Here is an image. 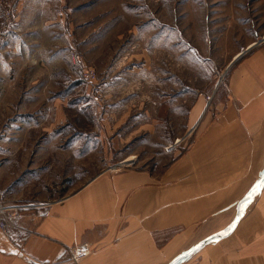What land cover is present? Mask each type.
<instances>
[{
	"label": "crops",
	"instance_id": "obj_1",
	"mask_svg": "<svg viewBox=\"0 0 264 264\" xmlns=\"http://www.w3.org/2000/svg\"><path fill=\"white\" fill-rule=\"evenodd\" d=\"M17 1L20 14L30 10L40 16L46 6V0ZM19 22L0 46V80H4L0 90L5 96L24 94L20 83L36 70L23 68L46 63L40 37H27V25ZM236 25L229 28L235 30ZM45 29L42 25L40 33ZM86 29L76 31L71 44L86 64L95 65L96 59L104 61V49L90 39L77 41L79 33H90ZM57 37L56 42L49 41V48L55 49L56 43V51L48 63H60V33ZM253 43L248 38L234 53L224 87L211 106L205 108L201 99L192 106L186 126L188 130L195 126L196 135L187 150L168 152L161 170L156 165L112 170L136 156L122 159L136 134L125 140L108 139L103 127L100 157L118 163L70 190L67 197L25 214L9 238L0 234V264H72L69 249L84 243L92 252L80 264H169L211 238L215 239L180 264H264V186L254 195L264 178V43L256 47ZM33 80L35 85L39 79ZM16 125L6 127L0 121V144L19 145L9 158L25 162L21 172L32 162L61 158L60 146H55L61 145L60 138L42 136L53 133V125L31 126L34 137L23 133L7 137L4 131L20 129ZM8 168L0 163V177L7 175ZM51 190L48 193L67 192L66 186ZM28 192L8 199L31 202Z\"/></svg>",
	"mask_w": 264,
	"mask_h": 264
},
{
	"label": "rangeland",
	"instance_id": "obj_2",
	"mask_svg": "<svg viewBox=\"0 0 264 264\" xmlns=\"http://www.w3.org/2000/svg\"><path fill=\"white\" fill-rule=\"evenodd\" d=\"M17 3L0 0V46L20 21L27 25V37H40L45 45L46 63L23 68L36 71L20 83L21 96H5L0 90V121L6 127L12 123L20 127H8L7 137L22 133L34 137L31 126L53 125V133L42 136L60 138L61 145L55 146H60L61 158L32 162L21 172L25 162L9 158L19 145L0 144V163L9 167L7 175L0 177V194L10 200L21 192L27 196L28 190L31 202L62 199L115 166L118 160L100 157L103 127L108 139L125 140L136 134L122 158L136 155L138 162L132 169L156 165L161 170L169 155L166 147L189 131L192 106L201 99L206 108L208 97L215 100L234 53L248 38L254 45L264 37V0H46L40 16L30 10L18 13ZM42 25L45 33H40ZM235 25V30L229 28ZM84 27L90 33H79L77 41L90 39L104 49V61L96 59L95 65L86 64L71 44L76 31ZM57 29L60 63H48L56 51V43L55 49L49 48V41L59 39ZM87 69L97 73L95 82L84 79ZM34 77L39 79L35 85ZM74 138L82 140L71 143ZM64 186L66 193H48Z\"/></svg>",
	"mask_w": 264,
	"mask_h": 264
},
{
	"label": "built area",
	"instance_id": "obj_3",
	"mask_svg": "<svg viewBox=\"0 0 264 264\" xmlns=\"http://www.w3.org/2000/svg\"><path fill=\"white\" fill-rule=\"evenodd\" d=\"M264 42V37L263 41ZM260 44H263V43ZM255 43L253 46L260 45ZM84 79L88 82H95L97 79V73L95 70L87 69L84 72ZM209 103L207 107L212 104V97H208ZM196 132V127L191 128L182 138H178L173 144L166 147V151L171 153L174 151H184L189 148L192 144V138ZM138 159L136 156L130 157L120 162L117 166L113 167L112 170L131 169L137 165ZM45 203L40 202H13L10 201L7 196L0 194V234L5 237H10V231L15 228V224L25 214L33 211H41L46 208ZM91 248L89 244L84 243L79 246L69 249V260L72 264H80V261L91 254Z\"/></svg>",
	"mask_w": 264,
	"mask_h": 264
},
{
	"label": "water",
	"instance_id": "obj_4",
	"mask_svg": "<svg viewBox=\"0 0 264 264\" xmlns=\"http://www.w3.org/2000/svg\"><path fill=\"white\" fill-rule=\"evenodd\" d=\"M264 186V178L261 182V186L260 188L254 193L257 194L261 188ZM238 221V220H237ZM215 238H211L209 240L204 241L203 243L197 245L196 247L192 248L191 250L177 256L176 258H174L169 264H180L181 262L187 260L188 258H190L192 255H194L198 250H200L202 247H204L205 245H207L208 243L212 242Z\"/></svg>",
	"mask_w": 264,
	"mask_h": 264
}]
</instances>
